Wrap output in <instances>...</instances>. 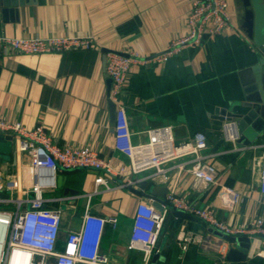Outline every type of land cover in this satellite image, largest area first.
Segmentation results:
<instances>
[{"label":"crops","instance_id":"obj_1","mask_svg":"<svg viewBox=\"0 0 264 264\" xmlns=\"http://www.w3.org/2000/svg\"><path fill=\"white\" fill-rule=\"evenodd\" d=\"M29 1L7 20L0 13L1 33L19 38L89 37L94 48L26 55L0 47V117L27 129L42 127L60 146H89L111 159L114 166L127 167V158L113 150L114 119L109 111L104 55L115 51L145 59L163 52L172 40L187 34L190 0ZM226 2L231 21L228 30L204 36L202 43L183 48L165 63H135L118 96L133 143L146 141L147 129L166 125L172 127L177 143L195 132L205 133L207 149L203 154H217L211 158L217 171L215 183L204 187L195 180L187 158L167 165L165 183L147 180L146 187H116L125 178L139 180L146 175L128 174L109 180L110 191L96 187L97 171L60 170L54 186L43 193L50 200L63 198L48 203L63 212L60 246L69 231L78 229L88 204L93 214L116 218L115 228L104 227L100 243L109 263L142 264L141 253L128 251L126 246L137 203L149 201L146 195L154 186L167 189L164 201L173 192L192 205L214 209L217 217L231 226H244L256 217L264 219V194L256 165L264 150V127L249 146L237 148L225 140L221 133L225 121L218 120L223 108L238 114L247 111L242 106V82H249L253 73L243 72L259 60L241 29L242 2ZM31 177L27 156L17 152L12 141L10 154H0V192L9 199L22 196ZM224 188L237 191L240 201L224 206L220 197ZM11 209L12 204L0 203V210ZM186 233L193 241L182 250L179 237ZM218 233L197 218H173L160 235L156 257L149 264H264V255L248 254L242 263L221 259L232 245ZM258 247L257 241L251 240L250 249Z\"/></svg>","mask_w":264,"mask_h":264},{"label":"built area","instance_id":"obj_2","mask_svg":"<svg viewBox=\"0 0 264 264\" xmlns=\"http://www.w3.org/2000/svg\"><path fill=\"white\" fill-rule=\"evenodd\" d=\"M228 7L226 0H190L187 34L172 40L163 52L145 59L134 53L127 56L115 51L105 53V73L111 79L107 98L115 105L113 150L127 158V167L114 166L111 159L101 156L89 146H60L52 142L42 127L27 129L21 123L0 117V135L10 136L15 142L16 151L27 156L32 176L31 185L24 189L22 196L0 198V203L13 205L11 210H0V264H110L100 251V243L104 227L110 225L115 228L116 218L97 216L91 212L88 204L82 212L78 229L69 231L62 245H59L63 212L59 207H49L48 203L63 198L50 200L43 193L54 186L55 175L60 170L97 171L94 180L96 187L101 186L102 191H110L109 180L128 174L146 175L139 180L125 178L116 187L130 189L147 180L165 183L168 181L167 165L187 158L186 163L192 164L190 173L195 180L204 187L215 183L217 171L211 158L217 154H203L207 149L205 133L195 132L185 141L177 143L172 127L166 125L147 129L146 141L133 143L128 119L118 96L135 63H165L183 48L202 43L204 36H215L228 30L231 26ZM0 47L26 55L61 54L92 49L94 42L89 37L60 35L19 38L0 32ZM221 133L226 141L234 145L239 139L232 122H224ZM256 165L260 172L259 187L261 194H264V150ZM220 197L224 206L240 201V194L229 188L221 190ZM171 207L190 214L222 235L247 236L257 241L259 247L249 249L248 254L264 255V219L256 217L244 226H231L219 219L214 209L192 205L172 192L167 195L162 210L156 209L151 199L137 203L126 248L128 251L140 252L142 264H149L156 253L164 220ZM179 241L181 249L186 250L193 236L190 233L183 234ZM226 253H222L220 258L225 260Z\"/></svg>","mask_w":264,"mask_h":264},{"label":"water","instance_id":"obj_3","mask_svg":"<svg viewBox=\"0 0 264 264\" xmlns=\"http://www.w3.org/2000/svg\"><path fill=\"white\" fill-rule=\"evenodd\" d=\"M242 2V16H241V29L245 37L252 43L253 47L257 50L259 60L254 64L250 70L243 73H253L249 82L245 80L243 84V93L245 101L242 106L247 109L245 113H234L230 109H225L220 113L218 120L223 123L233 122L237 133L240 137L235 142V147L242 148V146H249L257 137L260 136L264 127V72L262 67L264 65V0H240ZM29 0H0V13L3 20H7V16L17 14V8L28 4ZM34 2V0H33ZM12 20V19H11ZM122 54V53H120ZM127 56V54H122ZM106 63L104 55V65ZM111 87V79L107 81L108 93ZM110 116L114 119L115 105L109 101ZM236 121V122H234ZM12 149V138L10 136L0 135V154L8 155ZM141 187H146L147 182L140 183ZM167 194V189L161 186L152 187L150 194L146 195L148 199L152 200V205L162 210L164 199ZM0 198L8 199V195L0 192ZM195 219L190 214L170 208L167 213L161 234H165L169 223L172 219ZM218 233V232H217ZM160 234V235H161ZM225 242L232 245L225 256V261L228 262H245L248 251L251 247V240L247 236H229L218 233ZM156 256L154 255L152 259Z\"/></svg>","mask_w":264,"mask_h":264}]
</instances>
